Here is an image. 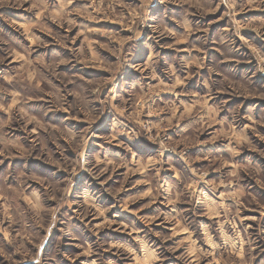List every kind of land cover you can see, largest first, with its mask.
<instances>
[{"label":"rangeland","instance_id":"rangeland-1","mask_svg":"<svg viewBox=\"0 0 264 264\" xmlns=\"http://www.w3.org/2000/svg\"><path fill=\"white\" fill-rule=\"evenodd\" d=\"M0 264H264V0H0Z\"/></svg>","mask_w":264,"mask_h":264},{"label":"clouds","instance_id":"clouds-1","mask_svg":"<svg viewBox=\"0 0 264 264\" xmlns=\"http://www.w3.org/2000/svg\"><path fill=\"white\" fill-rule=\"evenodd\" d=\"M79 166H80V167H83V163L81 162Z\"/></svg>","mask_w":264,"mask_h":264}]
</instances>
